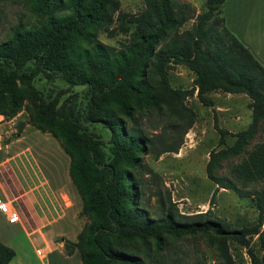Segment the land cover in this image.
I'll use <instances>...</instances> for the list:
<instances>
[{"label": "trees", "instance_id": "obj_1", "mask_svg": "<svg viewBox=\"0 0 264 264\" xmlns=\"http://www.w3.org/2000/svg\"><path fill=\"white\" fill-rule=\"evenodd\" d=\"M143 1L142 12L129 14L121 10L119 0H31V10L45 18L44 24L34 30L19 29L10 41L0 44V87L5 82L45 79L82 89L63 102L68 90L43 99L34 105L32 120L37 130L51 134L69 156V177L83 202L80 216L89 219L75 242H65V252H79L83 264H147L132 245L135 242L150 253L151 241L160 249L164 236L181 239L212 233L222 264H235L228 247L233 237L248 249L251 264H264V189L245 194L231 180L214 174L224 160L244 151L264 122V66L226 27L223 8L227 0H206L190 30H183L194 15L189 4ZM65 8L72 13L60 15ZM97 28L111 37L128 36L126 51L110 58L98 44L76 52L73 37H84ZM175 66H185L195 74V89L205 106H214L209 95L217 91L250 99L252 124L235 135L233 147L211 154L207 171L218 185L216 191L233 190L251 199L258 211L257 224L233 231L223 221L183 220L172 204L153 216L142 200V182L134 172L139 153L146 145L153 146L152 141L137 123L127 128L121 118L94 114L98 102L147 98L159 108L163 101L187 134L196 113L179 102L183 92L171 86L169 72ZM126 115L134 119L131 113ZM219 131L223 143L227 132ZM241 173L252 181L244 185L264 182V144ZM254 237L262 257L251 247ZM15 257V250L0 241V264H10Z\"/></svg>", "mask_w": 264, "mask_h": 264}, {"label": "rangeland", "instance_id": "obj_2", "mask_svg": "<svg viewBox=\"0 0 264 264\" xmlns=\"http://www.w3.org/2000/svg\"><path fill=\"white\" fill-rule=\"evenodd\" d=\"M119 1L125 13L136 14L145 9L143 0ZM178 2L189 4L194 10L193 19L183 28L190 30L196 22V16L203 12L204 3L193 4L190 0ZM30 3L31 0H0V44L10 41L19 29L34 30L44 24L45 18L33 12ZM62 11L60 15L72 13L71 9ZM72 40L73 48L78 53L101 44L110 58L126 51L129 43L128 36L119 34L111 37L100 28L90 29L84 37L75 36ZM169 77L172 88L183 92L179 102L196 113L195 123L187 134L179 129V121L171 115L163 101L159 108L147 98L98 102L97 107H93L98 118H121L127 123V128L137 123L152 141L153 146L146 145L145 151L139 153V166L134 169L141 179L142 200L148 211L158 216L172 204L183 220L223 221L233 231L257 224L258 211L251 199L233 190L216 191L218 185L209 178L207 171L211 154L233 147L237 141L235 135L247 130L252 124L250 99L246 95L217 91L209 95L214 106L208 107L198 98L196 77L190 69L175 66L170 70ZM61 90L69 91L62 102L67 96L82 91L81 88L69 87L63 81L49 83L45 79L5 82L0 87V183L6 186L0 196L18 218L16 222H11L0 212V241L21 237L19 223L33 221L28 212V194L19 193L21 183L72 182L69 177V156L51 134L37 130L32 125L34 105H40L43 99L48 101L54 98ZM127 112L131 113L133 120L127 117ZM220 129L227 132L223 143ZM263 144L264 122H261L244 151L237 157L224 160L216 169L215 176L231 180L245 194L261 191L264 182L244 185L243 182L252 181H246L241 171L251 155ZM172 148L178 151L166 152ZM158 153H161L159 157ZM81 218L86 221L85 227L89 219L85 216ZM33 240L36 248L42 249L44 243L41 236L34 235ZM215 242L212 233H197L181 239L164 236L160 249L151 241L150 253L145 251V246L139 241L132 245L138 248L147 264H222ZM21 243L25 247L29 244L28 241L24 244L22 239L19 240ZM228 247L235 264H251L248 249L234 237L228 240ZM251 247L260 257L263 256L257 237L251 239ZM21 248L18 247L19 251ZM24 252L30 264L39 263L31 249Z\"/></svg>", "mask_w": 264, "mask_h": 264}, {"label": "crops", "instance_id": "obj_3", "mask_svg": "<svg viewBox=\"0 0 264 264\" xmlns=\"http://www.w3.org/2000/svg\"><path fill=\"white\" fill-rule=\"evenodd\" d=\"M190 1L200 5L206 2ZM223 14L228 30L264 66V0H227ZM20 185L19 193L28 194V212L33 221L19 223L21 237L1 241L16 252V257L10 264H30L26 260V249L32 250L38 264H83L79 252L75 251L71 255L65 252V242H75L86 222L80 216L83 202L74 183L23 182ZM5 188L0 183V193ZM34 235L41 236L44 243L42 249L36 248ZM21 239L24 244L28 241L27 248L22 243L19 244ZM19 246L22 247L21 251Z\"/></svg>", "mask_w": 264, "mask_h": 264}, {"label": "built area", "instance_id": "obj_4", "mask_svg": "<svg viewBox=\"0 0 264 264\" xmlns=\"http://www.w3.org/2000/svg\"><path fill=\"white\" fill-rule=\"evenodd\" d=\"M0 212L3 215H5L11 222H16L18 220L16 214H14L10 206L3 200L1 196H0Z\"/></svg>", "mask_w": 264, "mask_h": 264}]
</instances>
